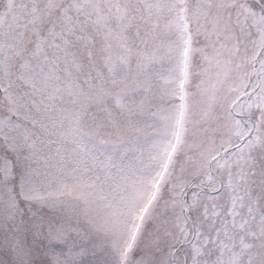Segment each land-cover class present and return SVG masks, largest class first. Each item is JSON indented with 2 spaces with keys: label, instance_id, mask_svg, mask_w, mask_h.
<instances>
[{
  "label": "snow or ice",
  "instance_id": "snow-or-ice-1",
  "mask_svg": "<svg viewBox=\"0 0 264 264\" xmlns=\"http://www.w3.org/2000/svg\"><path fill=\"white\" fill-rule=\"evenodd\" d=\"M0 264H264V0H0Z\"/></svg>",
  "mask_w": 264,
  "mask_h": 264
}]
</instances>
